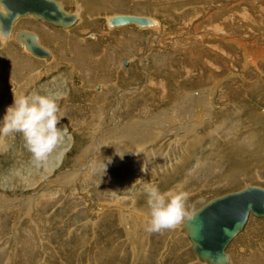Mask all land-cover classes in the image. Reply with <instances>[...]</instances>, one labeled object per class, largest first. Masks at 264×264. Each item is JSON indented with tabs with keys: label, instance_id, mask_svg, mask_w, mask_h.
<instances>
[{
	"label": "rangeland",
	"instance_id": "rangeland-1",
	"mask_svg": "<svg viewBox=\"0 0 264 264\" xmlns=\"http://www.w3.org/2000/svg\"><path fill=\"white\" fill-rule=\"evenodd\" d=\"M60 1L83 19L81 31L75 25L43 39L56 52L54 64H30L16 46L3 57L0 47V121L13 92L36 91L61 75L58 127L68 132L62 158L54 153L40 169L20 134L0 141V264H202L177 227L145 231L144 188L187 192L190 212L246 182L264 186V59L244 64L242 56L243 48L264 50V0ZM249 7L248 23L262 28L241 27ZM112 12L156 18L160 33L152 39L150 27L107 28ZM120 58L129 67L119 68ZM84 70L97 72L106 88L97 79L82 82ZM101 131H109L103 139ZM226 251L233 264H264V217L251 216Z\"/></svg>",
	"mask_w": 264,
	"mask_h": 264
},
{
	"label": "water",
	"instance_id": "water-1",
	"mask_svg": "<svg viewBox=\"0 0 264 264\" xmlns=\"http://www.w3.org/2000/svg\"><path fill=\"white\" fill-rule=\"evenodd\" d=\"M10 15L0 14V30L7 37L13 32V41L24 47L31 55L50 59V52L39 44L36 33L27 28L13 30L19 18L31 15L34 19L60 28H70L78 15L69 12L57 0H0ZM136 23L144 25L148 20L135 15H113L108 24ZM125 65L126 61L123 60ZM191 218H185L178 231L188 240V246L196 259L204 264H231L225 247L243 230L249 215L264 216V186L244 183L242 186L222 191L206 198L191 211Z\"/></svg>",
	"mask_w": 264,
	"mask_h": 264
},
{
	"label": "clouds",
	"instance_id": "clouds-1",
	"mask_svg": "<svg viewBox=\"0 0 264 264\" xmlns=\"http://www.w3.org/2000/svg\"><path fill=\"white\" fill-rule=\"evenodd\" d=\"M0 14L5 17L11 14L3 2H0ZM6 38V33L0 30V43ZM61 97L62 93L52 91L43 94L38 91L13 92V103L7 107L0 121V141L20 134L25 148L31 154V164L36 169L46 168L54 153L57 161L63 156V151L58 149L68 138V132L66 128L58 127L62 119L59 106ZM144 191L148 208L145 231L162 233L174 230L185 218H191L186 207L187 192H161L158 186L151 184L145 185Z\"/></svg>",
	"mask_w": 264,
	"mask_h": 264
},
{
	"label": "bare ground",
	"instance_id": "bare-ground-1",
	"mask_svg": "<svg viewBox=\"0 0 264 264\" xmlns=\"http://www.w3.org/2000/svg\"><path fill=\"white\" fill-rule=\"evenodd\" d=\"M63 7H64V9H65V6H64V3L62 4V2L60 1V0H57ZM87 1H95V0H87ZM102 1V0H101ZM246 1H249V0H246ZM252 1V0H251ZM244 2V1H243ZM242 2V3H243ZM189 2H187V0H186V5L185 6H187V4H188ZM204 3V2H203ZM246 3V2H245ZM228 4H229V2H228ZM248 4V3H247ZM247 4H246V6H247ZM189 6H190V4H189ZM214 7V6H213ZM104 8V7H103ZM155 8V7H154ZM194 8V7H193ZM219 8V7H218ZM217 8V9H218ZM211 9V8H210ZM221 9V8H220ZM249 9V10H248ZM246 8V10H244V13H242L243 15L242 16H239V17H243V19L245 18V20H246V23H247V27H245L244 26V24L241 26V27H243V28H245V29H249V28H262V26L260 25V22L258 21H253L252 23H251V25H250V23H248V21L252 18V16L251 15H249L250 13H252V10H251V8L249 7V8ZM262 9L264 10V5H263V7H262ZM67 10V9H66ZM213 10H216V9H214L213 8ZM212 10V11H213ZM222 11V10H221ZM69 12H72V11H69ZM77 15H78V18H77V20H76V22L74 23V25L73 26H71L70 28H72V27H74L75 25H77V26H75V27H77L74 31L76 32L77 30H79V31H81V28L79 27V24H80V22H81V20L83 19V15L81 14V12L79 11V10H76V11H74ZM116 12V11H115ZM189 12V11H188ZM223 12V11H222ZM73 13V12H72ZM113 13V14H112ZM111 14V16H113V15H115V13L114 12H112ZM219 13V12H218ZM238 13V12H237ZM121 15H128V14H121ZM239 15H241V13L239 14ZM87 16H88V14H87ZM95 16V15H94ZM135 16H139V17H144V18H146L147 20H148V23H146V24H144V25H138V24H136V23H120V24H116V25H110V24H108V18L110 17V16H105L106 18H105V23H106V25H107V28L109 27V28H111V27H115V26H124V25H127V24H134V25H136V26H138V27H141L142 29L144 28V27H150L149 29L150 30H152V39H156L157 37H158V34L160 33L159 32V29L157 28V26L159 27V23H158V20L156 19V18H153V17H150V16H148V17H145L144 15H135ZM261 16V15H260ZM27 17H29V18H31L32 16L31 15H26V16H23V17H21V18H27ZM91 17V16H90ZM229 17V16H228ZM21 18H19L17 21H15V23H14V28H13V30H15V29H18V28H25V27H23V24L22 23H20L19 24V26H18V21L21 19ZM33 18V17H32ZM150 18V19H149ZM28 19V18H27ZM34 19V18H33ZM242 19V18H241ZM35 21H40V20H36V19H34ZM229 21L231 20V17L228 19ZM259 20V19H258ZM263 20V19H262ZM222 21V20H221ZM225 21V20H224ZM242 21V20H241ZM244 21V20H243ZM264 21V20H263ZM40 22H43V21H40ZM95 22V21H94ZM235 22V21H234ZM43 23H45V22H43ZM219 23V22H218ZM233 23V22H232ZM237 23V22H236ZM235 23V24H236ZM47 24V23H46ZM89 24H91L90 22H89ZM96 24V23H95ZM240 24V23H239ZM239 24H236L234 27L233 26H231L232 28H239ZM249 24V25H248ZM263 24V23H262ZM27 26H34L35 25V22H33V21H30L29 22V24H26ZM91 25H94V23H92ZM193 25V24H192ZM232 25V24H231ZM51 26V25H50ZM219 26V24L217 25V26H213V27H218ZM54 27V26H53ZM56 28H60V27H56ZM70 28H67V29H64V28H61V29H64V30H69ZM120 28V27H119ZM28 29V28H27ZM112 29V28H111ZM145 29V28H144ZM37 30V29H36ZM82 30L84 31L85 29L84 28H82ZM109 30V29H108ZM188 31V30H187ZM35 32V31H34ZM197 32V31H196ZM36 33V32H35ZM65 33H68V32H65ZM77 33V32H76ZM93 34V33H92ZM128 34V33H127ZM130 34V33H129ZM199 35V34H198ZM198 35H197V38H198ZM13 36V32L11 33V35L10 36H8L7 38H6V40L4 41V42H7V41H9L8 39L9 38H11ZM36 36H37V39H38V42H39V44L40 45H42L41 43H40V41H39V37H38V35H37V33H36ZM97 38V37H96ZM95 38V39H96ZM199 38H200V36H199ZM256 38V37H255ZM75 39V38H74ZM93 39V38H92ZM10 40H12L13 41V37L10 39ZM149 40H150V38H149ZM252 40H254V39H252ZM70 40H68V42H69ZM195 41V40H194ZM14 42V41H13ZM254 42H255V40H254ZM7 44V43H6ZM6 44L4 45V46H6ZM43 46V45H42ZM67 46H68V48H70V42L69 43H67ZM246 46H248V45H246ZM44 47V46H43ZM74 47V46H73ZM203 47V46H202ZM201 47V48H202ZM24 48V47H23ZM44 48H46V47H44ZM90 48V47H89ZM248 48V47H247ZM47 49V48H46ZM23 51L25 50V49H22ZM48 50V49H47ZM26 51V50H25ZM230 51V50H229ZM242 56H243V60H244V64H247L249 61L250 62H254V59L255 58H257V57H261V59H262V61H263V59H264V50L262 49V50H260V53L259 54H255V52H257V51H252L251 50V52H248V50H245L244 48L242 49ZM27 53H29L28 51H26ZM190 53V52H189ZM25 54V53H24ZM30 54V53H29ZM78 54V53H77ZM88 54V53H87ZM31 55V54H30ZM50 59L49 60H51L53 57H52V54L50 53ZM31 56H34V55H31ZM88 56V55H87ZM35 57H37V56H35ZM90 58H91V56H89ZM228 57V56H227ZM26 58V57H25ZM42 58V57H41ZM225 59V58H224ZM260 59V58H259ZM260 59V60H261ZM49 60H45V61H49ZM93 61V60H92ZM238 61V60H237ZM94 62H96V60L94 61ZM264 62V61H263ZM49 64V63H48ZM82 65V64H81ZM220 68V67H219ZM201 74V73H200ZM81 77H83V76H81ZM113 87V86H112ZM120 91H122L123 90V88L122 89H119ZM128 90H136V88H128ZM128 90H126V91H128ZM207 90L208 91H214V87L213 86H209V87H207ZM115 99H116V101H114L115 103H114V106H112L113 108H112V110L113 111H110L109 110V114H110V116L114 119L113 121L115 122V120H117V117H116V113H115V109L118 107V103H119V99L121 98V94H116L115 95ZM125 99V98H124ZM205 99V98H204ZM206 100V99H205ZM105 101V100H104ZM107 102V101H106ZM200 102V101H199ZM205 103H206V105H208L209 104V99L207 98V100L205 101ZM208 103V104H207ZM104 105H105V102H103V103H101L99 106H100V108H101V112L104 110ZM117 106V107H116ZM209 106V105H208ZM116 107V108H115ZM178 108V107H177ZM180 108H181V106H180ZM180 108H179V110H180ZM181 109H183V108H181ZM204 109V108H203ZM188 110V109H187ZM117 111V110H116ZM190 112V111H189ZM198 112H200V111H198ZM181 113V112H180ZM100 115H97L96 116V118H97V124H99L100 123V121L101 120H104L103 119V116H102V113H99ZM80 121V120H79ZM93 121V120H92ZM95 121V120H94ZM80 123V122H79ZM82 123V122H81ZM95 123V122H94ZM96 124V123H95ZM95 124H93V125H95ZM96 124V125H97ZM95 125V127L94 128H96L97 126ZM152 125V124H151ZM192 125V124H191ZM147 126V125H146ZM86 127V126H85ZM93 127V126H92ZM100 127V126H99ZM189 127V126H188ZM98 128V127H97ZM110 128V127H109ZM123 128H126V127H123ZM149 128V127H148ZM147 127H146V131H147V129H148ZM152 128H153V126H151V130H152ZM93 129V128H92ZM107 130V129H106ZM122 130V129H121ZM124 130V129H123ZM100 131V130H99ZM118 131H119V129H118ZM128 131V130H127ZM127 131L125 130V134L127 133ZM149 131V130H148ZM109 132V131H108ZM108 132H106V131H101V134H100V136H101V138L103 139V138H105V136L108 134ZM121 132V131H120ZM123 132V131H122ZM124 133V132H123ZM129 133V132H128ZM127 133V134H128ZM188 133V132H187ZM97 134H99V133H97ZM121 134V133H120ZM146 134H147V132H146ZM189 134V133H188ZM155 135H156V133L153 131V138L152 139H154V137H155ZM93 136V135H92ZM119 136H121V135H119ZM124 136V135H123ZM137 136V135H136ZM142 136V135H141ZM147 136V135H146ZM150 136V135H149ZM94 137H95V135H94ZM93 137V138H94ZM132 137H134L133 136V134H131L130 136H128V135H125V138H127L128 140H131L132 141ZM140 137V136H139ZM149 138H151V137H149ZM102 139H100V142H101V140ZM113 139V138H112ZM116 139H118L119 140V138H116ZM115 139V140H116ZM138 139V138H137ZM143 141L141 142L140 141V143H146L147 141H148V137H146L145 138V136L143 135ZM109 140H111V139H109ZM118 140H116V141H118ZM139 140H141V139H139ZM95 141V140H94ZM107 141H108V139H107ZM114 141V140H113ZM152 141V140H151ZM139 142V141H138ZM137 142V143H138ZM139 153V152H138ZM51 161V160H50ZM105 167V166H104ZM49 178V177H48ZM252 215H249L248 217H247V220H246V222H245V224H244V226H243V230L241 231V232H239V233H237L230 241H229V243L227 244V246L225 247V251L227 250V248H228V246L230 245V243L240 234V233H242L243 231H244V228H245V226H246V224H247V221L249 220V218L251 217ZM253 217H258V218H261V217H264V216H253ZM177 229H178V227H177ZM178 233L179 234H182V235H184L183 233H181V232H179L178 231ZM185 236V235H184ZM186 238V237H185ZM227 252V251H226ZM228 254V253H227ZM228 257H230V255L228 254ZM196 258V257H195ZM197 260V259H196ZM198 261V260H197ZM229 261H230V258H229ZM199 262V261H198ZM231 262V261H230ZM201 263V262H200ZM202 264H204V263H202ZM231 264H233V262H231Z\"/></svg>",
	"mask_w": 264,
	"mask_h": 264
},
{
	"label": "crops",
	"instance_id": "crops-1",
	"mask_svg": "<svg viewBox=\"0 0 264 264\" xmlns=\"http://www.w3.org/2000/svg\"><path fill=\"white\" fill-rule=\"evenodd\" d=\"M28 18V19H27ZM27 18H21L17 23H18V26H19V24L20 23H22L23 24V27H25V28H28V29H30V30H33V31H35L36 33H37V35H38V37H39V41H40V43L44 46V47H46L47 49H48V51L52 54V59L51 60H49V61H45L43 58H41V57H35V56H30L25 50L23 51L22 49H24L23 47H20V46H18V45H16L12 40H10L11 38H9L8 40L9 41H7V42H2V43H0V47L3 49V52H2V56L4 57L5 55H6V53H9L10 51H11V46H12V48H13V46H16L15 47V49L16 50H20V51H22L23 53H25V54H23L22 56H26V58L27 57H29V60H27L29 63L31 62V63H34V62H36V61H42V62H44L45 64H48L47 66H51L52 64H54V62H56L57 61V57L55 56V50H53L52 48H51V44L48 42V45L45 43V40H43V39H46V37L45 36H51V37H53V36H56L57 35V31H59V30H63L64 32H62V33H65V32H70L69 30H64V29H61V28H56V27H54L53 28V26H51L54 30H52L51 32H49L48 31V27H45L44 25H42V22H38V21H35L32 17L31 18H29V17H27ZM30 21H33V22H35V25L34 26H27L26 24H29V22ZM46 24V23H45ZM48 25V24H47ZM50 26V25H49ZM37 29V30H36ZM80 39L81 38H83V37H79ZM87 41V40H86ZM44 42V43H43ZM68 42V41H67ZM67 42H66V48H68V46H67ZM7 43V44H6ZM6 44V46H4ZM46 44V45H45ZM69 49V48H68ZM0 55V56H1ZM6 60H8V63H9V66H8V68H7V71L9 72L10 71V68H13V66L12 65H10V62L11 61H13L14 62V60H12V58H9V56L6 58ZM15 61H16V63L17 62H19V60H16L15 59ZM104 62H105V60H104ZM126 62H128V65H123L122 64V59L120 58V62H118L117 61V64H118V67L120 68V67H124V68H127V67H129V65H130V60L127 58L126 59ZM26 63V62H25ZM30 63V64H31ZM26 65H27V63H26ZM28 66V65H27ZM81 66V65H80ZM23 67V66H22ZM19 69H21V68H19ZM82 70V69H81ZM22 71V70H21ZM85 71V73H83L82 74V72L81 71H79V77H81V76H83V79H86L85 81H82V82H88V81H92V80H98L99 82H98V84L100 85H103L104 86V88H106L105 86V84L103 83V80H102V77H101V79H99V78H97L98 77V75H97V72H96V75L95 74H93V72H90V71H88V70H84ZM78 72V71H77ZM1 81L3 82V83H5L4 81H3V79H1ZM63 77L61 76V75H59V76H53L52 77V79L50 80V81H45V82H43V83H40L39 85H38V87H35V90L36 91H38L39 89H40V92H46V91H52V92H58L57 90H58V86L59 85H61L62 83H63ZM146 82H147V80H146ZM16 83H18V81L16 82ZM95 84V83H94ZM148 84V83H147ZM149 85V84H148ZM94 87H96V85H94ZM96 89H98V88H96ZM142 92H144V91H142ZM61 93V92H60ZM101 113V108H100V106H99V108H98V111H97V113H95V117L97 116V115H100L99 113ZM95 120H97V118H95ZM95 124V123H94ZM93 126H95V125H93ZM14 137L16 138V136L14 135ZM7 138V139H6ZM6 138H4L5 139V141H4V139H3V142L4 143H10L11 141L9 140V137H6ZM182 236V235H181ZM196 259V258H195Z\"/></svg>",
	"mask_w": 264,
	"mask_h": 264
}]
</instances>
